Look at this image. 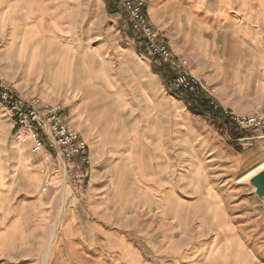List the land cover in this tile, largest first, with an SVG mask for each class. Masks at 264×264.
<instances>
[{"label": "rangeland", "instance_id": "obj_1", "mask_svg": "<svg viewBox=\"0 0 264 264\" xmlns=\"http://www.w3.org/2000/svg\"><path fill=\"white\" fill-rule=\"evenodd\" d=\"M70 2L58 26L42 0L0 1L2 83L60 104L91 161L41 165L49 153L16 143L0 105V264H264V198L246 183L264 134L235 141L216 113L168 92L171 72L141 56L115 0ZM245 71L233 83L251 84L255 114L264 70Z\"/></svg>", "mask_w": 264, "mask_h": 264}, {"label": "crops", "instance_id": "obj_2", "mask_svg": "<svg viewBox=\"0 0 264 264\" xmlns=\"http://www.w3.org/2000/svg\"><path fill=\"white\" fill-rule=\"evenodd\" d=\"M70 1L75 0H42V9L59 26L60 11L75 7ZM85 5L89 8L91 1ZM147 13L174 53L189 61L195 75L219 85L221 108L238 115L253 114L259 100L252 97L251 84L233 82L240 81L245 70L248 78L264 70V0H147ZM0 58L9 59L2 51ZM79 63L75 59L72 83ZM26 188L32 187L27 184Z\"/></svg>", "mask_w": 264, "mask_h": 264}, {"label": "built area", "instance_id": "obj_3", "mask_svg": "<svg viewBox=\"0 0 264 264\" xmlns=\"http://www.w3.org/2000/svg\"><path fill=\"white\" fill-rule=\"evenodd\" d=\"M115 1L117 8L126 16V27L141 41L142 56L158 59L171 72L167 82L168 92L180 98H191L192 104L197 107L205 99L212 112H222L229 117L239 132L264 134V109L252 115H238L228 108L222 109L215 89L209 88L194 75L188 62L175 56L169 47L170 42L158 35L147 13V0ZM261 86L264 92V77ZM0 105L13 124L16 143L28 147L33 155L43 151L49 153L42 159L41 165L47 164L53 154L61 162L78 160L84 165H91L87 142L65 119L64 108L60 104L29 98L15 87L4 85L0 77Z\"/></svg>", "mask_w": 264, "mask_h": 264}, {"label": "trees", "instance_id": "obj_4", "mask_svg": "<svg viewBox=\"0 0 264 264\" xmlns=\"http://www.w3.org/2000/svg\"><path fill=\"white\" fill-rule=\"evenodd\" d=\"M201 107L202 108H207L208 110H210V108L208 107L207 105V101L203 99V102L201 104ZM199 107L197 106H193L192 108V111L196 112V113H199ZM211 111V110H210ZM219 119H222L223 123L221 125V128H226L227 129V132H228V135L229 137H231L232 139H234L235 141L236 140H239V139H242L244 137H250L249 136V133H245V132H239L238 130H236V128L233 126V123L232 121L230 120L229 117L227 116H224L222 114V112H219V113H216V115Z\"/></svg>", "mask_w": 264, "mask_h": 264}, {"label": "bare ground", "instance_id": "obj_5", "mask_svg": "<svg viewBox=\"0 0 264 264\" xmlns=\"http://www.w3.org/2000/svg\"><path fill=\"white\" fill-rule=\"evenodd\" d=\"M17 4L14 7L16 10ZM11 11V10H10ZM27 16V14L25 12H23L21 15H19L18 19L19 20H12V24L15 30V33L24 29V27H27V20H22L24 19V17ZM24 21V23L22 22ZM27 30V29H26ZM25 33V31H24ZM26 33H30V31H27ZM27 35V34H26ZM29 35V34H28ZM29 39V38H28ZM264 171V163H262L260 166H258L257 168H255L252 172H250L247 176L246 179L248 180L246 183L252 184V180L255 176H257L258 174H260L261 172ZM47 253V252H46ZM48 255V254H47ZM47 255L43 256V258L45 257V260H43L46 264H47Z\"/></svg>", "mask_w": 264, "mask_h": 264}, {"label": "water", "instance_id": "obj_6", "mask_svg": "<svg viewBox=\"0 0 264 264\" xmlns=\"http://www.w3.org/2000/svg\"><path fill=\"white\" fill-rule=\"evenodd\" d=\"M252 185L259 197L264 198V171L255 176L252 180Z\"/></svg>", "mask_w": 264, "mask_h": 264}]
</instances>
